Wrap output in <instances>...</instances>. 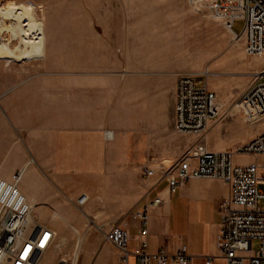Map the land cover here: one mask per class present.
Returning <instances> with one entry per match:
<instances>
[{
	"label": "crops",
	"instance_id": "crops-1",
	"mask_svg": "<svg viewBox=\"0 0 264 264\" xmlns=\"http://www.w3.org/2000/svg\"><path fill=\"white\" fill-rule=\"evenodd\" d=\"M106 31L73 28L64 62L0 60V176L10 179L24 168L20 188L36 219L58 233L54 212L64 215L87 252L82 264H123L120 249L105 239L113 226L129 231L132 252L146 239L151 252L164 247L176 253L185 245L192 264H208L209 257L210 264H225L218 236L229 185L194 177L172 190L163 173L175 174L194 144L221 151L236 140L216 142L223 124L217 120L203 137L177 130V81L188 72L186 54L163 58L142 48L125 59ZM259 126L242 141L263 133L264 121ZM146 168L154 173L145 175ZM82 194L88 199L79 206ZM156 198L162 202L150 208L143 236L132 214ZM44 214L49 219L39 218Z\"/></svg>",
	"mask_w": 264,
	"mask_h": 264
},
{
	"label": "built area",
	"instance_id": "built-area-1",
	"mask_svg": "<svg viewBox=\"0 0 264 264\" xmlns=\"http://www.w3.org/2000/svg\"><path fill=\"white\" fill-rule=\"evenodd\" d=\"M241 9L242 28L238 33L232 29L233 41H242L248 56H264V0H241ZM29 19L26 15L24 24ZM3 33L0 40L10 41L12 45H20L25 36L22 33L15 36L8 31ZM211 74L209 67L198 73H180L175 107L176 127L180 133L203 137L210 122L222 116V103L208 82ZM200 76L205 79L200 80ZM234 107L247 124L264 119V69L257 72L256 79L242 92ZM112 134L111 130L106 131L108 138ZM237 155H264V132L250 141L221 151L208 149L204 142L194 144L178 160L175 174L167 171L163 177L168 178L172 190L194 177L216 178L227 183L230 194L221 205L220 257L225 264H264V208L259 207L262 196L260 169L258 164L236 163ZM23 173L24 168H20L10 179L0 176V264H45L50 252L60 247L57 231L36 219L32 204L22 192L20 182ZM153 173L151 168H146L145 175ZM87 199L88 196L82 194L77 200L78 205L82 206ZM161 202V198H156L143 209L133 212L143 236L149 233L150 208ZM105 239L120 249L123 264H132L131 256L135 258L134 264L193 263V255L185 245L176 253H170L164 247L151 252L148 241L142 239L138 248L130 251L127 247L130 233L121 226H113L106 231ZM255 241H258L256 249L253 248ZM80 250L81 243H77L69 264H79ZM213 259L209 257L207 263Z\"/></svg>",
	"mask_w": 264,
	"mask_h": 264
},
{
	"label": "rangeland",
	"instance_id": "rangeland-1",
	"mask_svg": "<svg viewBox=\"0 0 264 264\" xmlns=\"http://www.w3.org/2000/svg\"><path fill=\"white\" fill-rule=\"evenodd\" d=\"M23 5L30 17L27 27L31 46L27 58L16 61L46 58L64 62L68 34L73 28L94 27L99 31L107 28L105 37L119 44L117 50L125 59L131 58V51L149 48L163 58H172L178 52L183 59L186 54L190 73L209 67L212 74L208 82L224 102L222 116L217 120L223 124L216 142L236 140L230 147L234 148L244 143L241 137L257 131L264 121L247 124L243 116L239 118L240 113L230 116L237 111L232 110L236 100L256 79L257 72L264 69V56H248L244 43L233 41L232 29L238 33L242 28L241 0H0V13L14 12ZM154 30L157 33L149 34ZM179 37L181 44L177 42ZM13 59L9 53L0 56L6 63ZM235 161L242 165L258 164L264 174V155H237ZM259 188L262 192L259 207L264 208V182H260ZM54 216L60 218L57 237L60 247L50 252L45 264H69L79 243L74 237L75 228L60 212H54ZM39 218L49 219L47 214ZM257 247L255 241L253 248ZM86 255L85 250H80L79 264Z\"/></svg>",
	"mask_w": 264,
	"mask_h": 264
},
{
	"label": "bare ground",
	"instance_id": "bare-ground-1",
	"mask_svg": "<svg viewBox=\"0 0 264 264\" xmlns=\"http://www.w3.org/2000/svg\"><path fill=\"white\" fill-rule=\"evenodd\" d=\"M26 15L29 16V13L25 5L14 12L3 10L0 13V34H4L3 32L8 31L15 36H18L20 33L25 35L22 38L20 45L14 47L10 41L0 40V56L4 53H9L14 56L13 60L27 58L30 53L31 34L27 27L28 23L24 24V17ZM12 19L16 21H12ZM80 243L81 241H79V244Z\"/></svg>",
	"mask_w": 264,
	"mask_h": 264
}]
</instances>
